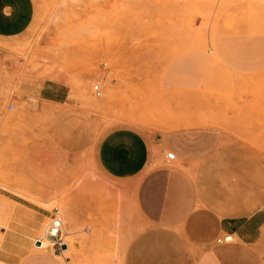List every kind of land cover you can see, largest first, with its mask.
Instances as JSON below:
<instances>
[{"label": "rangeland", "instance_id": "1", "mask_svg": "<svg viewBox=\"0 0 264 264\" xmlns=\"http://www.w3.org/2000/svg\"><path fill=\"white\" fill-rule=\"evenodd\" d=\"M25 5L10 14L11 23L25 19L26 25L0 36V264H35L36 253L55 264H153L166 247L160 225L136 208L134 184L144 170L132 179L105 175L94 147L116 125L160 129L183 110L184 97L207 99L203 114L232 117L240 128L232 134L262 151L228 155L232 169L218 173L226 207L240 194H250L251 207L260 204L264 69L229 68L211 39L212 33L264 34V0ZM182 64L196 66V89L185 88ZM45 85L57 99L43 97ZM53 205L66 243L61 255L51 251L45 230ZM43 238L50 242L35 248ZM231 238L221 233L212 241L234 243L225 250L231 263L264 264V225L250 244Z\"/></svg>", "mask_w": 264, "mask_h": 264}, {"label": "crops", "instance_id": "2", "mask_svg": "<svg viewBox=\"0 0 264 264\" xmlns=\"http://www.w3.org/2000/svg\"><path fill=\"white\" fill-rule=\"evenodd\" d=\"M25 4L26 0H0V36L26 25L25 19L11 23L10 14L25 9ZM211 40L229 68L241 73L264 69V34L212 33ZM182 65L185 88L196 89L200 84L196 66ZM43 90L44 98L57 99L49 85ZM180 102L183 110L165 118L160 129L127 124L107 129L95 144L94 160L101 172L114 178L132 179L144 170L134 184L136 208L160 225L157 234L166 247L153 264H234L225 253L234 243L212 241L221 233L247 244L258 239L264 225V195L254 207L250 194L236 195L232 198L236 204L226 207L228 199L218 173L232 169L228 155L262 151L232 134L240 129L232 117L203 114L207 99L184 97ZM165 149L174 152L172 159L166 158ZM134 242L131 238V258ZM60 246L55 250L59 255L66 243ZM31 259L35 264H55L41 253Z\"/></svg>", "mask_w": 264, "mask_h": 264}, {"label": "built area", "instance_id": "3", "mask_svg": "<svg viewBox=\"0 0 264 264\" xmlns=\"http://www.w3.org/2000/svg\"><path fill=\"white\" fill-rule=\"evenodd\" d=\"M91 88L95 95H98L100 93V89L97 83H93ZM165 156L167 159H172L174 157V152L172 150H167L165 151ZM60 223H61V219L58 214V208L56 205H53L51 207L50 212L48 213V221L45 223L46 235L51 239L50 246L52 251L59 249L61 247L60 246L61 244H65V242H63L61 238ZM64 264H72V263H64Z\"/></svg>", "mask_w": 264, "mask_h": 264}, {"label": "bare ground", "instance_id": "4", "mask_svg": "<svg viewBox=\"0 0 264 264\" xmlns=\"http://www.w3.org/2000/svg\"><path fill=\"white\" fill-rule=\"evenodd\" d=\"M50 242L49 238H43V239H40L38 240L37 242V246H35V248H42L43 246H45L46 244H48ZM40 243V244H39ZM64 248V247H63Z\"/></svg>", "mask_w": 264, "mask_h": 264}, {"label": "water", "instance_id": "5", "mask_svg": "<svg viewBox=\"0 0 264 264\" xmlns=\"http://www.w3.org/2000/svg\"><path fill=\"white\" fill-rule=\"evenodd\" d=\"M35 242H37V241H35ZM62 246H63V244H62Z\"/></svg>", "mask_w": 264, "mask_h": 264}]
</instances>
